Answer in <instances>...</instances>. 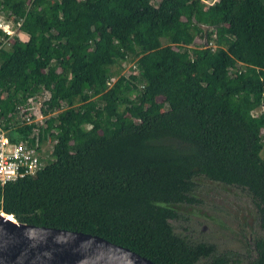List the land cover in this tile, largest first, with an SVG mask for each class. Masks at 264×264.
<instances>
[{"label":"trees","instance_id":"16d2710c","mask_svg":"<svg viewBox=\"0 0 264 264\" xmlns=\"http://www.w3.org/2000/svg\"><path fill=\"white\" fill-rule=\"evenodd\" d=\"M157 1L0 0L21 24L0 27V121L52 144L36 174L0 185V209L156 264H231L170 219L206 179L246 192L264 229V0ZM45 95V122L27 123ZM256 248L264 264V237Z\"/></svg>","mask_w":264,"mask_h":264},{"label":"water","instance_id":"95a60500","mask_svg":"<svg viewBox=\"0 0 264 264\" xmlns=\"http://www.w3.org/2000/svg\"><path fill=\"white\" fill-rule=\"evenodd\" d=\"M0 264H156L106 238L27 224L0 209Z\"/></svg>","mask_w":264,"mask_h":264},{"label":"rangeland","instance_id":"374dc122","mask_svg":"<svg viewBox=\"0 0 264 264\" xmlns=\"http://www.w3.org/2000/svg\"><path fill=\"white\" fill-rule=\"evenodd\" d=\"M153 2L157 4L158 1L153 0ZM213 2H215V0L210 1V3ZM206 4L208 5V3ZM6 20L7 16L0 13V24L2 25ZM7 29L12 30L14 34L17 31V28L12 26L10 18ZM163 41L167 43L165 39ZM195 42L197 46H201L202 42L205 43V38L198 36ZM122 65V73L129 74L134 71L132 69V61L122 63ZM114 69H119V65L114 66ZM46 97L47 95L28 101L27 111L36 122L41 123L44 120V116L41 112V103ZM159 100H162V98L160 97ZM260 111L261 109H257L255 113L257 114ZM261 133H264V130H262ZM51 145L50 142H47L45 145L43 144V148L48 149ZM200 185V194L198 198L201 199V202L192 207L184 208L187 209L182 215L187 219L189 218V222L184 221L180 223V221H178L176 224L177 232H185V229L182 228L189 227L191 232L190 235L194 241L211 243L215 246L217 254L228 253L231 261L233 259H239L242 260L239 264H247L246 260L248 259L243 257L246 256V248L248 247L245 245L241 233L236 232L237 228L241 229L243 226H239L238 213L235 211L238 207L240 208L241 203H247L252 213H254L255 216L257 215L255 208L249 200V195L237 187L223 186L220 183L211 182L206 179H201ZM236 194L238 195L236 196ZM256 229H259L258 226L256 227L253 225V230L256 231ZM245 230L246 229L243 231Z\"/></svg>","mask_w":264,"mask_h":264},{"label":"built area","instance_id":"2783aa9c","mask_svg":"<svg viewBox=\"0 0 264 264\" xmlns=\"http://www.w3.org/2000/svg\"><path fill=\"white\" fill-rule=\"evenodd\" d=\"M8 22L9 19L7 18L5 23L0 24V27L12 38L14 32L7 29ZM20 25V23H17L14 27L18 29ZM4 43L9 44V38L5 39ZM25 119L29 124H42L45 122L44 120L41 123L36 122L31 115H27ZM51 148L52 145L48 147V150ZM45 151L47 149H44L43 146H32L27 141L12 140L9 129L0 121V185L4 186L10 182L36 174L46 165V161L43 160L46 156Z\"/></svg>","mask_w":264,"mask_h":264},{"label":"flooded vegetation","instance_id":"af4514ba","mask_svg":"<svg viewBox=\"0 0 264 264\" xmlns=\"http://www.w3.org/2000/svg\"><path fill=\"white\" fill-rule=\"evenodd\" d=\"M200 194V186H197V190L195 193V197L197 198V202L194 203V205H197L198 203L201 202V199L198 198ZM238 194H236L237 196ZM249 200L251 201L252 206L255 208L257 215L255 216L254 213H252V211L249 209L248 204L247 203H241L240 204V208L238 207L236 209L235 212L238 213V224L239 226L242 225L243 228H237L236 232L241 233V237L244 240L245 245L248 247L247 249V253L246 256H244L243 258H247L248 260H246L247 264H251V262H253L254 258L257 255V248H256V244L257 241H259L262 237H264V229H262V227L260 226V219H259V212H258V207L257 205L253 202L252 198H250L249 196ZM193 206V205H190ZM178 221L184 222V221H188L189 222V218L187 219L186 217H184L181 214V217L177 218V219H170V222L172 223L173 227H174V232H176L177 234L182 235L183 237H186L189 241H194L193 238L190 235V228L189 227H184L182 229H185V232L181 231V232H177L176 229V224L178 223ZM175 222V223H173ZM253 225H255L256 227L258 226L259 229H256V231L253 230ZM244 229H246L245 231H243ZM189 234V235H188ZM248 234V235H247ZM195 242V241H194ZM199 242V241H196ZM202 242V241H200ZM205 242V241H204ZM215 247V246H214ZM216 252V251H215ZM253 253V254H252ZM217 255H225L226 257H229L228 253H221V254H217ZM230 258V257H229ZM237 262H232L231 264H236V263H240V261L242 262V260L236 259Z\"/></svg>","mask_w":264,"mask_h":264}]
</instances>
